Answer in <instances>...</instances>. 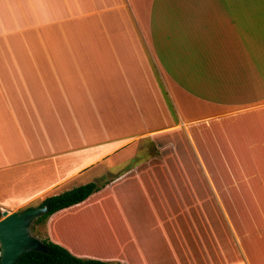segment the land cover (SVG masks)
Segmentation results:
<instances>
[{
	"label": "crops",
	"instance_id": "1",
	"mask_svg": "<svg viewBox=\"0 0 264 264\" xmlns=\"http://www.w3.org/2000/svg\"><path fill=\"white\" fill-rule=\"evenodd\" d=\"M200 151L264 182V0H0L1 211L104 183L43 239L173 264L188 232L174 235L172 177H208ZM261 190L243 192L239 232L228 217L237 264H264Z\"/></svg>",
	"mask_w": 264,
	"mask_h": 264
},
{
	"label": "rangeland",
	"instance_id": "2",
	"mask_svg": "<svg viewBox=\"0 0 264 264\" xmlns=\"http://www.w3.org/2000/svg\"><path fill=\"white\" fill-rule=\"evenodd\" d=\"M164 93L166 94V92ZM169 103L171 105L173 118L174 120H177L174 106L171 102ZM212 152L213 151H210L209 153ZM219 154L222 155V151H220ZM222 165L223 166H214V168L217 170L215 172V177H211L209 172L208 177L205 174L203 177L202 172L198 171L195 166L193 167V174L190 173L188 177H172L174 180L173 183H177L176 186L178 187L176 188L174 186V189L178 191L180 190L181 180L182 191L184 193L183 202L180 200L179 206H176L175 203H173V213L175 209L176 216L178 215V217H181L183 214V222L188 220L190 226L189 240L187 238L184 239L185 242L183 240V245H181L179 243L181 241L180 239L176 243L177 245L179 244L177 249H175L176 245H174L175 251L173 264H214V259L216 258L218 264H220L221 261L223 264H237V262L241 260V256L238 252H236L235 248L233 247V243H231V240L228 236V206L231 205L230 191H233V194L235 191L237 194L242 193L244 195V191L260 190L259 186L264 185V182H260L262 179L261 177L251 176L248 173H245L244 176L236 174L234 169H231L230 165H228V161L224 160L223 158ZM214 191H217V193L219 192V198L215 196ZM223 195L226 196L223 197ZM239 198L241 199V197ZM196 206L199 207L200 213H205V216H207L211 223H213L214 218L217 219V228L215 230L216 241L214 243L211 241V239H213V231L208 233H203L201 231V240H198V237L196 238ZM218 219H220V222ZM209 226L210 223L205 221V227L207 228ZM32 227V234L42 240L44 238V233L42 231L41 225L33 224ZM210 229L211 227H209V230ZM204 240L206 242L205 246H203ZM224 244L229 245L225 246L227 253L224 250ZM200 249L201 257L199 261L197 251ZM180 250L183 251V254Z\"/></svg>",
	"mask_w": 264,
	"mask_h": 264
},
{
	"label": "trees",
	"instance_id": "3",
	"mask_svg": "<svg viewBox=\"0 0 264 264\" xmlns=\"http://www.w3.org/2000/svg\"><path fill=\"white\" fill-rule=\"evenodd\" d=\"M167 102H168V106L171 109V105H170V101L168 100L167 96H166ZM194 137V140L196 139V135L195 133H193L192 135ZM204 161L206 162V168L210 174L211 177H215V172L217 171L214 166L219 165V166H223L222 165V158L215 157V159H213V157L208 156V152L205 151H200ZM205 154V155H204ZM234 172L237 173V167L233 168ZM226 171V170H224ZM222 171V172H224ZM104 186V183H99L97 181L95 182H89L80 186H77L75 188H72L68 191H65L61 194L58 195H52V196H48L46 197L39 206H46L48 211L46 213H44L40 218H38L34 224H40L42 223L48 216H50L51 214L62 210L64 208H68L70 206L79 204L81 202H83L84 200H86L89 196H91L94 192L100 190V188H102ZM260 190L264 189L263 185L259 186ZM231 195H230V199H231V205L228 206L229 209V214L228 217L231 219L232 223L234 224V227L236 228V230H238L239 232V228H237V222H236V218H241L243 219L244 217V212H245V208H249V205L254 204L253 201H255L256 199H254V197H248V196H242V193H236L234 191H230ZM219 194V192H218ZM226 195H223V197H225ZM234 197V200H233ZM241 197V199L239 198ZM258 199H260L258 197ZM180 202V199H179ZM236 205H234V204ZM216 207V205H215ZM174 216H173V220H174V235H180V230H179V225L182 222L183 224L186 223L187 224V232H188V240H189V230H190V226H189V222L188 220H185L183 222V214L181 217H178V215L176 216V210L174 209ZM0 217H1V208H0ZM196 238L198 237V240H201V231L203 233H208L210 231H213L212 233V237L213 239H211L212 243H214L216 241V235H215V230L217 228L216 226V218H214L213 223H211V221L207 218V216H205V213L201 212L200 213V209L199 207L196 206ZM205 221H207L208 223H210L211 229L209 230V227H205ZM218 221L220 222V219H218ZM33 228V227H32ZM206 230V231H205ZM203 236V235H202ZM228 236L230 238V240L232 239L231 234H230V230L228 228ZM180 239L177 240V238H175L174 236V242H178ZM42 242L45 244L46 246V251L45 252H38V251H31L28 253H25L21 256L20 261L18 264H112L110 262L107 261H102V260H98V259H86V258H81L78 256L73 255L70 251H68L66 248L55 244L53 242H51L49 239L45 238L42 239ZM185 242V240H184ZM205 240H204V245L205 246ZM231 243H233L231 241ZM186 244V243H185ZM202 244V243H201ZM174 245H176L175 249L178 248V245L176 243H174ZM183 245V241L182 244ZM201 246V245H199ZM225 246H229L227 244H224V250L226 252V248ZM182 247V246H181ZM233 247L234 243H233ZM214 250V249H213ZM182 251V250H180ZM198 252V260L200 261V257H201V249ZM215 252V250H214ZM181 253V252H180ZM227 253V252H226ZM183 254V251H182ZM220 257V256H219ZM222 257V256H221ZM220 264H223V262L221 261Z\"/></svg>",
	"mask_w": 264,
	"mask_h": 264
},
{
	"label": "water",
	"instance_id": "4",
	"mask_svg": "<svg viewBox=\"0 0 264 264\" xmlns=\"http://www.w3.org/2000/svg\"><path fill=\"white\" fill-rule=\"evenodd\" d=\"M47 211L46 206L30 207L10 213L1 211L0 264H18L25 253L46 251L42 240L32 234V225Z\"/></svg>",
	"mask_w": 264,
	"mask_h": 264
}]
</instances>
